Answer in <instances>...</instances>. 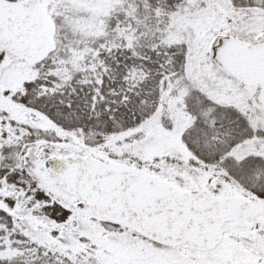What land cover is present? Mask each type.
Segmentation results:
<instances>
[{
  "label": "snow or ice",
  "instance_id": "obj_1",
  "mask_svg": "<svg viewBox=\"0 0 264 264\" xmlns=\"http://www.w3.org/2000/svg\"><path fill=\"white\" fill-rule=\"evenodd\" d=\"M0 264H264V0H0Z\"/></svg>",
  "mask_w": 264,
  "mask_h": 264
}]
</instances>
